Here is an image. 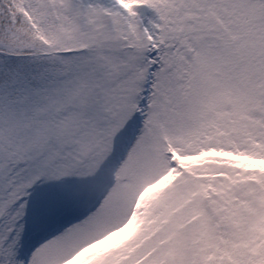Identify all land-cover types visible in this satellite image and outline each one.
<instances>
[{"label":"snow or ice","instance_id":"6c2138e0","mask_svg":"<svg viewBox=\"0 0 264 264\" xmlns=\"http://www.w3.org/2000/svg\"><path fill=\"white\" fill-rule=\"evenodd\" d=\"M0 264H264V0H0Z\"/></svg>","mask_w":264,"mask_h":264}]
</instances>
